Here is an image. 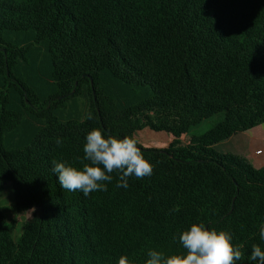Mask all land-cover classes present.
Wrapping results in <instances>:
<instances>
[{
  "label": "trees",
  "instance_id": "obj_1",
  "mask_svg": "<svg viewBox=\"0 0 264 264\" xmlns=\"http://www.w3.org/2000/svg\"><path fill=\"white\" fill-rule=\"evenodd\" d=\"M220 114L186 146L138 144L153 173L127 189L112 173L85 197L52 171L81 167L94 128L180 138ZM263 124L264 0H0V194L11 184L17 215L31 213L16 241L0 206V264H146L183 253L193 223L257 264L264 166L214 146Z\"/></svg>",
  "mask_w": 264,
  "mask_h": 264
},
{
  "label": "clouds",
  "instance_id": "obj_2",
  "mask_svg": "<svg viewBox=\"0 0 264 264\" xmlns=\"http://www.w3.org/2000/svg\"><path fill=\"white\" fill-rule=\"evenodd\" d=\"M92 118L89 113L87 119ZM85 141L80 168L53 161L52 171L63 190L80 191L87 197L90 193L107 191L105 182L113 180L112 173L118 176L116 187L125 189L129 187L130 177L142 179L153 173V165L144 157L134 136L122 139L105 136L102 129L94 128L86 134ZM55 143L61 146L63 140L57 138ZM260 238L264 241V225L260 228ZM179 242L185 250L183 253L165 257L160 251L149 250L146 264H237L243 258L241 249L234 247L230 232L210 229L203 223L191 224L179 234ZM249 259L264 264L260 245H252ZM118 264H130V261L127 256H121Z\"/></svg>",
  "mask_w": 264,
  "mask_h": 264
},
{
  "label": "rangeland",
  "instance_id": "obj_3",
  "mask_svg": "<svg viewBox=\"0 0 264 264\" xmlns=\"http://www.w3.org/2000/svg\"><path fill=\"white\" fill-rule=\"evenodd\" d=\"M220 117H223V114H220ZM216 118L217 117L204 121L199 126L193 128L188 134L180 138L173 137L174 143H177V141L180 140L178 141L179 143L177 144L178 147H183V146L190 144L191 142H193L194 136L203 135L208 130H210L211 127H213L214 123H216ZM146 132L154 133V131H151L150 129H144L142 131L137 132L134 135V137L137 139L139 145L145 148H149V146H147L149 142L145 134ZM156 133H159V132H156ZM164 133L166 134V132ZM247 133H250L254 137L252 136L249 141H246L245 145L236 146L237 148H234L233 150H230V152H227V153H231L241 158L243 162H245L246 164H250L255 170H258L264 166V143L262 141V139H264V124L246 133H242L240 136L242 135L244 136ZM257 136H260V137L258 138ZM256 147H258L259 150L263 151L262 154L258 155L260 156L259 161H256L253 158V154H255L254 149ZM215 150L218 153H226L223 151H219L218 149H215ZM0 206L2 208L4 215L7 217V219L17 220L16 227L15 229L12 230V236L16 241H18L24 233L26 222L31 219V213H27L22 216L17 215L16 204H15V194H14L13 186L11 184H6L3 189V192L0 194Z\"/></svg>",
  "mask_w": 264,
  "mask_h": 264
},
{
  "label": "crops",
  "instance_id": "obj_4",
  "mask_svg": "<svg viewBox=\"0 0 264 264\" xmlns=\"http://www.w3.org/2000/svg\"><path fill=\"white\" fill-rule=\"evenodd\" d=\"M216 118V123H214L213 127L219 123L221 120H223V117H220V115L215 116ZM213 117V118H215ZM212 128V127H211ZM248 132V131H247ZM246 133V132H244ZM146 137L148 138V142L149 144H147V146H149V148H159V149H164V148H168L169 146H175L178 147L177 144L179 143L178 140L177 143H174V136H172L169 133H164V132H159V133H152V132H146ZM242 133L235 135L233 137H231L230 139L223 141L221 143H218L214 146L215 149H218L219 151H223V152H230V150H233L234 148H237L236 146H242L246 144V141H249L251 139V137L253 135H251L250 133H247L246 135H242L240 136ZM199 136H194L193 138V142H195L199 137ZM254 137V136H253ZM258 138L260 136H257ZM263 143H264V139H262ZM191 142V143H193ZM190 143V144H191ZM255 154H253V158L256 161H259L260 156H258L257 152L259 151L258 147H256L255 149Z\"/></svg>",
  "mask_w": 264,
  "mask_h": 264
},
{
  "label": "built area",
  "instance_id": "obj_5",
  "mask_svg": "<svg viewBox=\"0 0 264 264\" xmlns=\"http://www.w3.org/2000/svg\"><path fill=\"white\" fill-rule=\"evenodd\" d=\"M262 153H263L262 150H259V151L257 152L258 155H260V154H262Z\"/></svg>",
  "mask_w": 264,
  "mask_h": 264
}]
</instances>
